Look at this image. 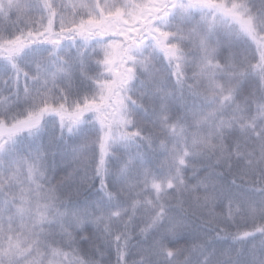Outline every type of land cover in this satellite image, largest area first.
<instances>
[{"label": "snow or ice", "instance_id": "1", "mask_svg": "<svg viewBox=\"0 0 264 264\" xmlns=\"http://www.w3.org/2000/svg\"><path fill=\"white\" fill-rule=\"evenodd\" d=\"M0 264H264V0H0Z\"/></svg>", "mask_w": 264, "mask_h": 264}]
</instances>
